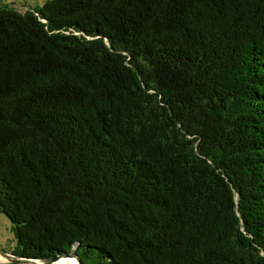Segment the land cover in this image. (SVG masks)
Segmentation results:
<instances>
[{"label":"trees","instance_id":"1","mask_svg":"<svg viewBox=\"0 0 264 264\" xmlns=\"http://www.w3.org/2000/svg\"><path fill=\"white\" fill-rule=\"evenodd\" d=\"M0 212L19 256L264 264V0L0 6Z\"/></svg>","mask_w":264,"mask_h":264},{"label":"rangeland","instance_id":"2","mask_svg":"<svg viewBox=\"0 0 264 264\" xmlns=\"http://www.w3.org/2000/svg\"><path fill=\"white\" fill-rule=\"evenodd\" d=\"M46 1L47 0H0V6L8 4L14 6L19 11L24 12L26 9L40 8ZM17 247L18 240L12 222L5 214L0 212V248L8 253L14 254ZM0 262L8 261L0 260ZM57 262L54 264H58Z\"/></svg>","mask_w":264,"mask_h":264},{"label":"water","instance_id":"3","mask_svg":"<svg viewBox=\"0 0 264 264\" xmlns=\"http://www.w3.org/2000/svg\"><path fill=\"white\" fill-rule=\"evenodd\" d=\"M0 253L7 259L6 261L17 263V264H54L56 263L61 257H75L78 260L79 264H84L81 257L78 254H72V253H63L61 255H57L50 258H44V259H36V258H30L26 256H19L17 254L8 253L0 248Z\"/></svg>","mask_w":264,"mask_h":264},{"label":"bare ground","instance_id":"4","mask_svg":"<svg viewBox=\"0 0 264 264\" xmlns=\"http://www.w3.org/2000/svg\"><path fill=\"white\" fill-rule=\"evenodd\" d=\"M0 260H7L1 253H0ZM58 264H79L78 260L75 257H61V259L57 262Z\"/></svg>","mask_w":264,"mask_h":264}]
</instances>
